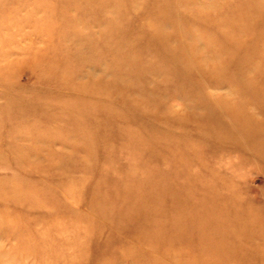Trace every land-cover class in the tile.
<instances>
[{
  "label": "rangeland",
  "instance_id": "obj_1",
  "mask_svg": "<svg viewBox=\"0 0 264 264\" xmlns=\"http://www.w3.org/2000/svg\"><path fill=\"white\" fill-rule=\"evenodd\" d=\"M263 94L264 0H0V264H264Z\"/></svg>",
  "mask_w": 264,
  "mask_h": 264
},
{
  "label": "bare ground",
  "instance_id": "obj_2",
  "mask_svg": "<svg viewBox=\"0 0 264 264\" xmlns=\"http://www.w3.org/2000/svg\"><path fill=\"white\" fill-rule=\"evenodd\" d=\"M259 7V6H258ZM58 59V58H57ZM56 59V60H57ZM233 77H235V78H240V77H238V76H236V75H233ZM244 86H247V87H254L255 85H253L252 84V82H250V81H248V85H244ZM257 87H259V86H257ZM264 95V94H263ZM240 129H242V128H240ZM244 132V131H243ZM258 138V137H257ZM257 138H255V139H257ZM259 140V139H258ZM254 142H256V143H258V141H254ZM262 147H254V153H255V155L256 156H258L257 158V160H261V159H263L264 160V143H261L260 144ZM216 211V213L218 214V210H217V208H216V206H213V207H211L210 208V206H209V204H204V203H202V204H199V205H197V207L196 208H193V209H191L187 214H186V219H183V217H184V215H176V216H174L173 218H172V220H173V223L171 222V225H173L174 224V227H177L179 224H181L183 227H185L184 229H182L183 231L184 230H186V229H188V227L189 228H194V226H196V225H200L201 224V226L200 227H202V228H204V229H208V227H210L211 226V229H210V235H212L211 237L216 241H218L219 243H220V239H221V237H225L226 235L228 236V234H231L232 236H234L235 235V232H234V228L232 227V228H230V230H228L227 229V231H221V230H225L224 228H216V226H215V224H217L216 222H218V220H219V217L221 218V220H223V221H227L230 217H228V216H226V217H224L222 214L223 213H220V214H218V215H216V213H215V211ZM200 211H205V212H210V214L208 215V220L207 221H200L199 223H196V222H198V220H196V216H193L192 215V213H194V215H195V213H197V212H200ZM191 213V214H190ZM200 216H202L203 214H199ZM205 215V214H204ZM239 213L237 214H235V217L236 218H239ZM231 217H232V215H231ZM204 218V217H203ZM202 218V219H203ZM201 219V220H202ZM179 220V221H178ZM178 222H180V223H178ZM207 222V223H206ZM180 225V226H181ZM219 229H221V230H219ZM220 238V239H219ZM221 245H219V244H216L215 246H214V243L213 244H210V246H209V248L212 250V251H218V250H220V249H222L223 248V244L222 243H220Z\"/></svg>",
  "mask_w": 264,
  "mask_h": 264
}]
</instances>
